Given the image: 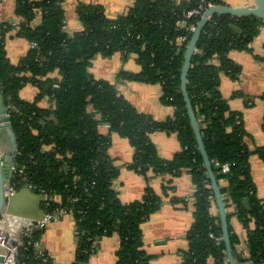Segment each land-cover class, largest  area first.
Instances as JSON below:
<instances>
[{"label":"trees","instance_id":"obj_1","mask_svg":"<svg viewBox=\"0 0 264 264\" xmlns=\"http://www.w3.org/2000/svg\"><path fill=\"white\" fill-rule=\"evenodd\" d=\"M207 1L225 5L224 0ZM15 2L16 24L0 23V88L18 144L12 185L17 191L31 187L48 196L41 204L44 211L71 212L78 239L73 264H89L97 240L112 235L120 238L116 264H150L141 225L160 210L163 199L149 186L142 200L127 205L121 202L113 188L119 169L109 155L115 134L135 148L131 169L145 178L151 172L170 177L165 193L173 190L172 178L184 171L191 175L196 186L194 222L181 264H210L212 260L230 264L221 218L212 211L214 191L181 85L188 43H182L180 37L189 35L191 40L192 34L178 29L177 23L198 2L135 0L127 13L113 19L99 5L82 4L77 15L83 30L74 34L66 31L64 0ZM38 14L42 22L34 26ZM263 24L255 16L212 17L198 41L187 83L226 209L233 208V215L248 229L250 256L246 261L252 264H264V200L257 195L250 160L254 155L264 160V146L255 152L248 148L243 116L231 110L220 85L223 74L239 78L242 68L229 53L252 52L251 43ZM11 32L37 45L16 65L7 57L6 37ZM116 53L125 59L135 57L141 67L138 73L120 72L117 81L159 84L160 101L175 109L173 117L157 121L141 113L119 93L116 83L94 77L90 72L94 59ZM27 85L39 90L33 101L21 98ZM45 96L51 98L49 107L42 105ZM260 99L264 101V93ZM102 125L109 126L108 134L101 132ZM262 128L264 131V122ZM158 132L178 135L182 148L172 160L159 156L151 139ZM223 166L229 171L223 172ZM227 216L230 224L232 214L227 212ZM43 233L36 230L25 239L19 264H55L47 253L40 256L34 246ZM230 239L234 252L239 239L231 228Z\"/></svg>","mask_w":264,"mask_h":264},{"label":"crops","instance_id":"obj_2","mask_svg":"<svg viewBox=\"0 0 264 264\" xmlns=\"http://www.w3.org/2000/svg\"><path fill=\"white\" fill-rule=\"evenodd\" d=\"M188 1V0H178ZM225 5L232 7L253 6L252 0H224ZM135 0H64L63 7L66 17V31L74 34L83 30V25L77 15L80 5H99L103 7L106 15L113 19L129 11ZM15 0H2L0 2V23L15 22ZM42 22V15L38 14L34 26ZM30 42L11 32L6 37V50L8 61L11 64L19 63L29 52ZM252 52L233 50L229 58L241 66L242 72L238 79H232L223 74L221 76L220 91L227 100L232 111L241 113L247 131L245 143L255 152L258 147L264 146V101L260 96L264 93V24L260 28L259 35L250 46ZM15 56L16 62L12 61ZM16 65V64H14ZM141 67L135 57L126 58L121 53H116L109 58L97 56L92 63L90 72L96 79L116 83L117 90L141 113L150 115L157 121H164L174 116L175 109L163 105L160 101L162 89L159 84H146L135 81L118 82V74L122 71L132 73L140 72ZM52 74V77H57ZM33 86V89L28 88ZM39 90L34 85H27L21 91V98L25 101H33L38 96ZM51 98L45 96L42 101L44 107H49ZM109 126L102 125L101 132L108 134ZM159 156L162 159L172 160L181 150L182 146L178 135L158 132L151 136ZM109 155L114 160V166L119 169V176L114 183V190L121 202L125 205L142 200L150 186L161 196L163 204L159 211L141 225L144 250L151 257L150 264H181L183 252L189 247V231L194 222L196 186L191 175L184 171L180 176L172 178L173 190L165 193L164 187L167 175L149 173L147 178L131 169L129 166L134 161L135 148L128 139L115 134L109 149ZM251 174L257 188V195L264 200V160L257 155L251 158ZM34 192V191H32ZM37 194V193H36ZM42 196V195H41ZM44 196H42V202ZM41 202V203H42ZM244 205L249 209V200L245 199ZM27 209H33L40 215L39 205L26 203ZM41 211L42 207H41ZM214 214L219 215V208L215 201L212 208ZM226 211L232 214L230 228L238 237L239 243L234 251L235 258L247 262L250 256L248 243V229L236 215L234 209ZM32 219L25 216L11 215L7 218V225L17 231L18 226L25 220ZM14 220H17L15 223ZM36 220V219H32ZM12 224V225H10ZM254 227V223H251ZM77 222L73 215L50 224L45 228L39 242V248L49 255L55 264H73L77 250ZM120 246L118 235L99 238L95 244L89 264H116L117 250ZM236 258V259H237ZM210 264H214L212 260Z\"/></svg>","mask_w":264,"mask_h":264},{"label":"water","instance_id":"obj_3","mask_svg":"<svg viewBox=\"0 0 264 264\" xmlns=\"http://www.w3.org/2000/svg\"><path fill=\"white\" fill-rule=\"evenodd\" d=\"M252 1L254 2V5L249 7H232L227 5H217L216 7L209 9L205 17L201 19L200 23L197 26L196 31L194 32L190 40L185 56V61L182 67V75H181L182 93L186 103V108L191 121V125L196 135L198 148L202 155L208 177L211 181L212 189L215 195V201L219 208V216L222 222L224 242L226 245V255L230 264H238V263L235 259L234 252L231 246L230 225L228 221L226 206L224 203V199L215 172L213 170L211 159L209 157V154L207 152L204 143L199 120L197 118V115L193 108L192 101L188 93L187 83H188V74L192 64V59L197 51V44L203 32V29L209 23L208 18L214 17L216 15H228L232 18V20H234L235 18L238 17L255 16L258 19L264 21V0H252ZM4 128L7 129V133L11 137L12 154L7 155L5 159H3L0 154V221L5 214L25 216L28 218L39 220L43 217V212L41 211L42 196L40 194H36L35 192H32V190L29 187H26L21 189L20 191H17L14 195H12L9 198H7L5 195L6 187L11 183L13 166L15 165L16 159L18 157V144H17L16 135L12 127L11 115L7 111L6 103L0 88V130H3ZM1 147L3 148V150L1 151L5 152V154L8 153L7 148H4V145H2ZM33 201L36 203V205H39L40 215L35 214L33 209L26 208V203L30 204L33 203Z\"/></svg>","mask_w":264,"mask_h":264},{"label":"built area","instance_id":"obj_4","mask_svg":"<svg viewBox=\"0 0 264 264\" xmlns=\"http://www.w3.org/2000/svg\"><path fill=\"white\" fill-rule=\"evenodd\" d=\"M198 2L197 7L190 9L186 11L183 15V20L179 21L177 23L178 29H184L189 34H194V32L197 29L198 24L200 23H192L189 22V20H192L194 18H200L202 19L205 17L209 9L216 7L217 5H214L213 3L207 1V0H196ZM212 17L208 18V22H210ZM12 24H16V22H10ZM180 41L182 43H190L189 35L181 36ZM37 45L35 43L31 44V49L35 48ZM9 111V107H8ZM16 164V163H15ZM223 172H228L229 168L227 166L222 167ZM16 171V165L13 166V174L11 177V183L10 185H7L5 190V195L7 198L14 195L17 190L12 185V180L14 173ZM32 191H34L31 187H29ZM44 196V201H47L49 199L48 196ZM72 215L71 212H69L66 209H57L52 212H47L43 210V217L41 219H27L25 220V223H23L21 226H18L17 231H15L13 228L9 227L7 224V218L10 219L11 215L5 214L1 221H0V264H19V255L22 248L26 247L25 239L31 238L32 234L36 230H45L46 227H48L50 224L59 221L63 219L64 217ZM16 223L17 220H14ZM12 225V224H10ZM212 237H214L212 235ZM221 239H219L220 241ZM39 242H35L34 246L40 256H43L45 254V251L41 250L39 248ZM31 243V242H29Z\"/></svg>","mask_w":264,"mask_h":264},{"label":"flooded vegetation","instance_id":"obj_5","mask_svg":"<svg viewBox=\"0 0 264 264\" xmlns=\"http://www.w3.org/2000/svg\"><path fill=\"white\" fill-rule=\"evenodd\" d=\"M7 107V106H6ZM7 111H8V107H7ZM9 112V111H8ZM10 113V112H9ZM2 145H4V148H7V152L5 154V152L1 151L3 150V148L1 147ZM12 141H11V137L10 135L7 133V129L4 128L3 130H0V154L1 157L3 159H5V157L9 154H12ZM3 153V154H2Z\"/></svg>","mask_w":264,"mask_h":264},{"label":"rangeland","instance_id":"obj_6","mask_svg":"<svg viewBox=\"0 0 264 264\" xmlns=\"http://www.w3.org/2000/svg\"><path fill=\"white\" fill-rule=\"evenodd\" d=\"M15 60H16V59H15V56H12V61H11V62H16ZM94 60H95V59H94ZM14 64H17V63H14ZM28 88L33 89V86H29Z\"/></svg>","mask_w":264,"mask_h":264}]
</instances>
